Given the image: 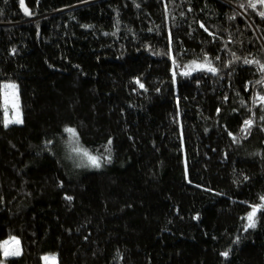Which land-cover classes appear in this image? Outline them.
I'll return each instance as SVG.
<instances>
[{"label":"trees","instance_id":"1","mask_svg":"<svg viewBox=\"0 0 264 264\" xmlns=\"http://www.w3.org/2000/svg\"><path fill=\"white\" fill-rule=\"evenodd\" d=\"M260 12L0 0V86L17 85L22 120L6 127L0 99V241L21 249L0 264H264V211L245 230L264 203ZM205 57L217 73L181 74ZM65 128L100 169L75 163Z\"/></svg>","mask_w":264,"mask_h":264},{"label":"snow or ice","instance_id":"2","mask_svg":"<svg viewBox=\"0 0 264 264\" xmlns=\"http://www.w3.org/2000/svg\"><path fill=\"white\" fill-rule=\"evenodd\" d=\"M258 3L260 4H264V0H257ZM22 3V0H21ZM250 7L255 8L256 7V3H251ZM26 14H30L28 12V9L25 8L24 9ZM262 17H264V12H260L259 13ZM85 27H88L87 25ZM201 27H203V25H201ZM206 30V29H205ZM246 64H251V63H256L259 64V61H251V60H245L244 61ZM211 61L207 59V57H205V63L203 64H198L196 61H192L190 65H188V69L187 71L182 72L181 74L184 76H188L191 75L192 71H197V70H206L210 73H217V69L215 67L211 66ZM261 70H264V65H260ZM175 75V74H174ZM137 83L139 84V86L141 88L144 87L143 84H141L139 82V80H137ZM257 83H264V81H257ZM0 99H2V107L4 109V113H5V120H4V124L7 127L9 123H22V120L20 119V114H19V95H18V91H17V85L14 83H9V84H5L0 86ZM259 101L261 103H264V96H260L258 97ZM11 107V109L14 111L15 115L12 119L8 118V112H9V108ZM262 119H264V117H262ZM253 124V121L251 119L244 121V126L242 128V132H247L250 130L251 126ZM65 132L69 133L72 141L74 142L75 146H73L71 148V151L73 153H75L76 155L80 156L82 159V164L78 165V166H91V167H95V168H99L101 167V158L95 155H92L86 148H83L82 146L79 145V138L76 134V130L73 128H65L64 130ZM49 143H51L49 141ZM108 144H111V140H109ZM86 159L87 161V165L83 164V161ZM110 159L109 158H106ZM66 199L71 200L72 197H66ZM261 201H264V197H261ZM264 211V203H261L259 205H254L251 206V211L247 214L246 216V220L247 223L245 224V230L249 229V228H255L256 227V222H257V214L259 212ZM0 251L3 252V256L5 258L9 257V256H18L21 254V249H20V241L18 238L16 237H9L7 240L4 241H0ZM221 255L227 257L228 256V252H224ZM46 262L48 260H55V257H44L43 258Z\"/></svg>","mask_w":264,"mask_h":264},{"label":"rangeland","instance_id":"3","mask_svg":"<svg viewBox=\"0 0 264 264\" xmlns=\"http://www.w3.org/2000/svg\"><path fill=\"white\" fill-rule=\"evenodd\" d=\"M203 63H205V61H202V62H198V64H203ZM9 83H14V82H11V81H5V82H3L2 83V85H5V84H9ZM15 84V83H14ZM1 85V86H2ZM14 115H15V113H14V111L11 109V107L9 108V112H8V118L9 119H12L13 117H14ZM4 120H5V113H4ZM14 123V122H13ZM74 145H72L70 148H72ZM68 155H70V154H68ZM71 155L73 156V158L75 159V163L76 164H78V165H81L82 164V159H81V157L80 156H78V155H76L75 153H71ZM83 164L84 165H87V161H86V159L83 161ZM86 167H90V168H95V167H91V166H86ZM96 169H100V167L99 168H96ZM52 256H54V255H52V254H48V255H45L44 257H52ZM43 257V258H44ZM55 257V256H54ZM43 264H56V259L53 261V260H48L47 262L43 259Z\"/></svg>","mask_w":264,"mask_h":264}]
</instances>
